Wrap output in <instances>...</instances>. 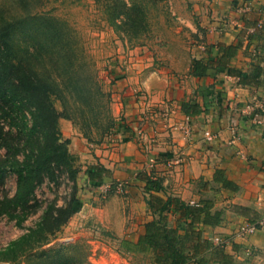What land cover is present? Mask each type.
<instances>
[{
	"label": "crops",
	"instance_id": "1",
	"mask_svg": "<svg viewBox=\"0 0 264 264\" xmlns=\"http://www.w3.org/2000/svg\"><path fill=\"white\" fill-rule=\"evenodd\" d=\"M173 2L185 12L178 17L186 18L195 30L188 74L161 76L155 80L160 84L155 90V74H144L139 83H135L138 78L133 84L129 79L122 85L123 90L116 92L119 104L115 115L124 117L128 125L115 131L110 146L97 151L100 162L86 161V168L94 163L105 165L112 175L106 183L126 185L134 195L138 193L146 200L134 201L135 208L126 211L118 233L111 232L114 237H109L108 243L96 242L110 250L118 247L126 254H146L148 264H156L151 252L124 247L127 242H137L145 223L163 213L150 206V192L139 176L141 171H147L162 185L154 193L166 199L178 197L188 204H206L205 211L219 213L216 222H205L204 211L193 222L202 238L212 242L194 255L201 264H264V224L259 223L264 217V0ZM219 43L236 47L228 61L230 67L250 70L252 65H260L258 82L242 83L226 66L220 68L215 59L221 53ZM193 59H201L211 68L206 73L194 72ZM168 84L173 89L159 97ZM141 85L149 94L156 93L149 97L162 101L160 108H150L134 96ZM85 144V138L77 136L70 150L84 158L89 150ZM163 211L170 225H188L191 221L190 216L178 219L173 205ZM94 212L97 216L92 218V225L103 224L108 229L110 225L105 221L110 211L92 207L86 215ZM79 219L76 212L69 225ZM125 222L129 223L126 230ZM250 223H257V229L243 233ZM218 250L229 254L230 262L225 263ZM190 262L200 264L195 259Z\"/></svg>",
	"mask_w": 264,
	"mask_h": 264
},
{
	"label": "rangeland",
	"instance_id": "2",
	"mask_svg": "<svg viewBox=\"0 0 264 264\" xmlns=\"http://www.w3.org/2000/svg\"><path fill=\"white\" fill-rule=\"evenodd\" d=\"M173 1H149L145 6L143 27L139 31H133L119 25L117 9L111 5L113 0H0V27L15 19L20 20L22 16H26L28 21L38 22V25H31L23 21L15 31L11 27V36H16L24 54L44 33L41 29L46 31L49 22H58L64 29L55 34L58 37L56 42L60 41V46L74 47L80 59L86 62L84 66L76 68L80 80L84 81L85 74L95 76L94 83L89 86V80L86 92L79 94L81 100L87 101L83 103V109L90 113V139L84 134L87 129L80 122L82 117L77 116L76 121L65 116L60 118V129L64 137H69L71 142L77 136L84 137L89 149L84 158L71 151L73 167L78 170L76 176L71 177L67 166L54 164L57 166L52 168L55 171L54 178L46 177L36 185L31 207L18 214L0 215V264H55L56 261L57 264L58 261L66 262L65 264H88L89 260L93 264H148L149 256L146 254H126L119 251L118 247L112 246L114 250H110L108 246L104 247L96 242L103 240L108 243L109 237H114L111 232L118 233L126 211L133 210L135 207L132 205L144 202L146 197L143 199L138 193L134 195L129 190L130 187L123 184L91 183L86 174V161L98 159L100 162L97 151L100 152L101 148L110 146L112 142V135L116 130L111 129L101 139L102 136L98 134L101 129L100 121L105 122L109 114L118 117L115 115L119 104L116 92L119 88L122 89L125 81L131 79L130 83L133 84L138 78L135 83H139L144 74H155L152 76L155 90L160 87L155 80H160L161 76L170 78V74L174 72L177 76L188 74L187 65L194 46L195 30L186 18L178 17L185 12ZM166 87V93L160 92L159 97L166 95L170 88L173 89L171 84ZM149 93L141 85L136 88L134 96L143 100L150 108H160L162 101L151 100L149 96L156 93ZM56 105L62 110L59 100ZM0 125L4 130L10 127L6 119H0ZM4 152L5 149L0 147V155ZM16 188L17 174L8 171L3 182H0V198L4 193L14 195ZM73 195L82 201L77 211L80 215L79 222L69 225V219L57 230L45 232V241H49L44 245L35 246V237L29 244H24L25 251H2L12 240L29 229H52L49 227L51 217L56 214L53 208L66 205ZM100 206L110 211L108 220L105 221L110 225L108 229L103 224L98 227L92 225V218L97 216L95 212L86 215L92 207ZM45 214L48 215L47 219H44ZM128 224L125 222L124 230ZM108 230L110 233H107ZM31 244L34 246L30 249ZM51 247L55 250H45Z\"/></svg>",
	"mask_w": 264,
	"mask_h": 264
},
{
	"label": "trees",
	"instance_id": "3",
	"mask_svg": "<svg viewBox=\"0 0 264 264\" xmlns=\"http://www.w3.org/2000/svg\"><path fill=\"white\" fill-rule=\"evenodd\" d=\"M149 1L155 0H113L111 5L117 9L116 18L120 17L119 25L139 31L143 27L145 6ZM25 17L22 16L20 20L15 19L0 27V119H6L10 125L9 129L5 130L0 125V147L5 149L3 155H0V182H3L8 171L17 174L16 193L12 196L4 193L0 198V215L18 214L31 207L36 185L43 182L46 177L54 178L53 167L67 166L71 177L76 176L78 170L73 167V156L69 145L71 139L64 137L60 129L62 116L74 121L77 116L82 117L80 122L87 129L84 132L85 136L88 139L92 136L90 113H86L83 109V103L87 101L81 100L79 94L86 92L89 80L90 86L94 83L95 76L85 74L88 79L80 80L76 68L84 66L86 62L80 59L74 47L60 46V41L56 42L58 37L55 34H58L60 29H64L58 22L50 24L48 21L47 30L41 29L44 33L24 54L19 46L20 43L16 41V36H11L10 30L11 27L14 31L15 28L18 29L19 23L23 21L38 25V22L28 21ZM39 25L44 27L42 24ZM219 46L221 53L215 58L219 67L226 66L228 72L238 75L242 83L258 82L262 72L260 65L254 64L250 70L230 67L228 61L235 53V45L219 43ZM210 68L208 63L201 59L192 60L194 72L206 73ZM58 100L62 110L56 105ZM88 108L90 109V106ZM107 117L105 122L100 121L102 130L99 129L98 134L102 136L101 139L111 129L114 131L128 125L124 117L117 118L110 114ZM86 174L94 184L112 180L110 168L101 163L90 164L86 168ZM139 176L146 182L145 190L150 192L149 203L152 210H160L164 213L163 210H168L173 205L178 219L190 216L191 221L188 225L182 223L170 225L167 215L162 213L160 217L145 223V231L140 234L137 242L132 244L127 242L124 247L127 250L151 252L152 261L156 264H192L190 262L192 259L200 263L199 257L195 258L194 255H197L200 249L211 246L212 242L202 238L193 227V222L200 219L203 211L206 212L205 222H216L219 213L205 211L206 204H188L178 197L166 199L154 193V190H159L162 186L159 178L147 171H141ZM81 205L82 201L73 195L66 205L53 208L56 214L51 217L52 223L49 227L52 229L47 227L29 229L12 240L2 251L9 253L25 251L24 244H29L35 237V246L44 245L49 241H45L47 236L44 235L45 232H53L60 228L80 209ZM45 218H48L47 214ZM181 228H184V232ZM33 246L34 244H31L30 249ZM51 249L55 250L54 247L45 248V250ZM219 252L225 263L230 262L229 254L224 251ZM65 263L58 261V264ZM88 264L93 263L89 260Z\"/></svg>",
	"mask_w": 264,
	"mask_h": 264
},
{
	"label": "built area",
	"instance_id": "4",
	"mask_svg": "<svg viewBox=\"0 0 264 264\" xmlns=\"http://www.w3.org/2000/svg\"><path fill=\"white\" fill-rule=\"evenodd\" d=\"M186 129L187 130L189 129L188 125H187ZM206 135L208 138H212V134L209 131H206ZM259 223L264 224V217L259 220ZM256 228H257V223H250L243 229V232L252 233L256 230Z\"/></svg>",
	"mask_w": 264,
	"mask_h": 264
}]
</instances>
